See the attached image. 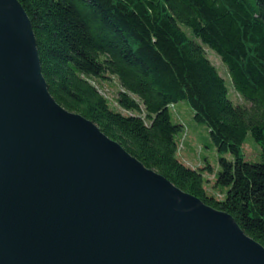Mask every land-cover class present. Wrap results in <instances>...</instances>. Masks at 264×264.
Masks as SVG:
<instances>
[{
    "label": "trees",
    "instance_id": "obj_1",
    "mask_svg": "<svg viewBox=\"0 0 264 264\" xmlns=\"http://www.w3.org/2000/svg\"><path fill=\"white\" fill-rule=\"evenodd\" d=\"M18 1L55 101L228 212L264 247V0ZM207 49L223 62L233 99ZM178 100L206 126L211 146L232 156L217 157L212 178L205 156L188 165L176 155L183 125L169 108ZM246 133L259 160L243 158Z\"/></svg>",
    "mask_w": 264,
    "mask_h": 264
},
{
    "label": "water",
    "instance_id": "obj_2",
    "mask_svg": "<svg viewBox=\"0 0 264 264\" xmlns=\"http://www.w3.org/2000/svg\"><path fill=\"white\" fill-rule=\"evenodd\" d=\"M0 264H264L228 212L55 101L18 0H0Z\"/></svg>",
    "mask_w": 264,
    "mask_h": 264
},
{
    "label": "rangeland",
    "instance_id": "obj_3",
    "mask_svg": "<svg viewBox=\"0 0 264 264\" xmlns=\"http://www.w3.org/2000/svg\"><path fill=\"white\" fill-rule=\"evenodd\" d=\"M206 54L210 61L216 66L219 74L224 78L229 89L228 95L233 99L231 86L223 62L216 52L211 49H207ZM106 94L110 95L108 91ZM169 112L172 121L181 122L183 125L181 135L183 146L177 150L176 155L188 165L197 164L198 161L205 156L207 163L212 168V171L208 173L207 176L212 178L217 169V157L221 155L227 159H231V154L229 152H218L211 146L206 126L203 123L196 122L192 118V110L185 100L174 102L170 106ZM241 150L245 160H259V147L248 133H246L243 139Z\"/></svg>",
    "mask_w": 264,
    "mask_h": 264
}]
</instances>
